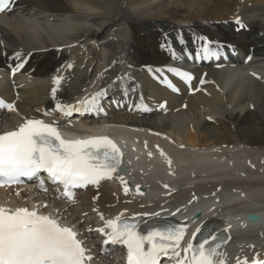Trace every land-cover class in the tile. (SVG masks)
I'll list each match as a JSON object with an SVG mask.
<instances>
[{
  "label": "bare ground",
  "instance_id": "1",
  "mask_svg": "<svg viewBox=\"0 0 264 264\" xmlns=\"http://www.w3.org/2000/svg\"><path fill=\"white\" fill-rule=\"evenodd\" d=\"M206 41L223 48L228 61L218 63L226 64L221 70L213 64L197 69L198 81L207 73L198 93L176 97L152 80L149 70L180 61L189 48ZM232 49L239 53L235 59L228 54ZM17 52L26 62L23 70L13 81L0 75V99L14 104V111L1 109L0 132L26 119L55 125L66 122L68 114L94 134L107 133L97 130L98 124L122 125L129 134L174 152L178 169L195 165L182 180L187 187L157 200L213 196L217 209L203 210L187 231L203 223L222 225L224 213L238 214L222 229L224 259L227 264L264 259V0H19L0 16V74L19 63L13 58ZM249 55L253 59L247 64ZM52 80L60 82L55 100ZM94 90L101 96L106 90L102 111L78 110L77 99ZM205 173V183L196 184ZM111 181L86 192L82 212L88 219L147 216L144 209L154 202L133 198L117 175ZM27 197L10 204L27 207ZM241 211L262 221L250 224ZM69 212V219L76 218ZM77 221L86 237L98 230L99 222ZM94 248L103 250L100 244Z\"/></svg>",
  "mask_w": 264,
  "mask_h": 264
},
{
  "label": "snow or ice",
  "instance_id": "2",
  "mask_svg": "<svg viewBox=\"0 0 264 264\" xmlns=\"http://www.w3.org/2000/svg\"><path fill=\"white\" fill-rule=\"evenodd\" d=\"M13 2L0 0V12L9 9ZM22 55L13 54L19 61L13 73L22 69ZM185 55L193 61H202L219 59L221 53L214 47L201 46ZM168 71L183 80L191 79L189 73L179 68ZM98 101L99 96L83 103L92 110ZM0 106L14 110V105L5 106L2 101ZM120 162V149L108 137L66 141L54 124L38 119H26L16 130L0 134V186L19 183L22 177L33 178L43 171L53 183L70 191L73 187L95 185L111 178ZM106 227L112 229L107 233L110 243L127 246L128 264H161L162 258L175 259L176 264H222L218 256L225 241L218 233L201 236L202 229L197 228L186 242L183 255L178 251L188 229L186 222L175 229L152 228L146 233H138L136 226L128 223L117 230L112 220L106 222ZM99 231L105 232V229ZM77 235L72 228L35 210L0 207V264H88L91 256L85 255L88 250ZM188 253H193L190 260Z\"/></svg>",
  "mask_w": 264,
  "mask_h": 264
},
{
  "label": "water",
  "instance_id": "3",
  "mask_svg": "<svg viewBox=\"0 0 264 264\" xmlns=\"http://www.w3.org/2000/svg\"><path fill=\"white\" fill-rule=\"evenodd\" d=\"M249 219L256 220V221L259 220V218L257 216H250Z\"/></svg>",
  "mask_w": 264,
  "mask_h": 264
},
{
  "label": "rangeland",
  "instance_id": "4",
  "mask_svg": "<svg viewBox=\"0 0 264 264\" xmlns=\"http://www.w3.org/2000/svg\"><path fill=\"white\" fill-rule=\"evenodd\" d=\"M81 198H83L82 196H80ZM80 209V206L76 208V210H79Z\"/></svg>",
  "mask_w": 264,
  "mask_h": 264
}]
</instances>
